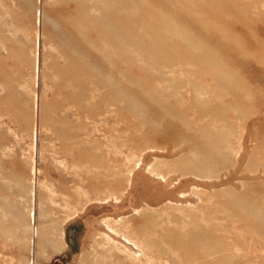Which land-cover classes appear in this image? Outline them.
Masks as SVG:
<instances>
[{
    "label": "rangeland",
    "instance_id": "1",
    "mask_svg": "<svg viewBox=\"0 0 264 264\" xmlns=\"http://www.w3.org/2000/svg\"><path fill=\"white\" fill-rule=\"evenodd\" d=\"M0 264H264V0H0Z\"/></svg>",
    "mask_w": 264,
    "mask_h": 264
},
{
    "label": "bare ground",
    "instance_id": "2",
    "mask_svg": "<svg viewBox=\"0 0 264 264\" xmlns=\"http://www.w3.org/2000/svg\"><path fill=\"white\" fill-rule=\"evenodd\" d=\"M32 217H33V215H31V220H32Z\"/></svg>",
    "mask_w": 264,
    "mask_h": 264
}]
</instances>
